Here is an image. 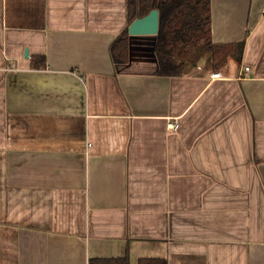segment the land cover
<instances>
[{
	"label": "crops",
	"instance_id": "crops-1",
	"mask_svg": "<svg viewBox=\"0 0 264 264\" xmlns=\"http://www.w3.org/2000/svg\"><path fill=\"white\" fill-rule=\"evenodd\" d=\"M130 23L128 0H0V264H264V0H211L226 49L179 75L157 33L113 59Z\"/></svg>",
	"mask_w": 264,
	"mask_h": 264
},
{
	"label": "trees",
	"instance_id": "trees-1",
	"mask_svg": "<svg viewBox=\"0 0 264 264\" xmlns=\"http://www.w3.org/2000/svg\"><path fill=\"white\" fill-rule=\"evenodd\" d=\"M159 8L160 26L157 33L156 54L161 74L179 75L185 68L184 62H178L175 55L183 49L196 45L203 39L200 47L213 53L226 49L224 45L213 43L211 32V0H128L129 20L147 14L152 8ZM129 28L127 27L113 42L111 54L115 61L128 59ZM244 41L236 44V56L240 59ZM41 65L45 57H39ZM148 261V260H147ZM125 264L124 260H121ZM156 262V261H155ZM144 264V261L140 262ZM158 264H167L158 260ZM90 264H111L109 260H90Z\"/></svg>",
	"mask_w": 264,
	"mask_h": 264
},
{
	"label": "water",
	"instance_id": "water-1",
	"mask_svg": "<svg viewBox=\"0 0 264 264\" xmlns=\"http://www.w3.org/2000/svg\"><path fill=\"white\" fill-rule=\"evenodd\" d=\"M160 26L159 8H152L147 14L136 17L129 25L130 34L158 33ZM26 54L27 51H26Z\"/></svg>",
	"mask_w": 264,
	"mask_h": 264
},
{
	"label": "built area",
	"instance_id": "built-area-1",
	"mask_svg": "<svg viewBox=\"0 0 264 264\" xmlns=\"http://www.w3.org/2000/svg\"><path fill=\"white\" fill-rule=\"evenodd\" d=\"M246 69H249V66H247ZM212 76L213 77H220L221 76V72L220 71L213 72ZM169 126L172 127V128H175V127L178 126V122L175 121V120H172V121L169 122Z\"/></svg>",
	"mask_w": 264,
	"mask_h": 264
},
{
	"label": "rangeland",
	"instance_id": "rangeland-1",
	"mask_svg": "<svg viewBox=\"0 0 264 264\" xmlns=\"http://www.w3.org/2000/svg\"><path fill=\"white\" fill-rule=\"evenodd\" d=\"M195 46L197 47V44Z\"/></svg>",
	"mask_w": 264,
	"mask_h": 264
}]
</instances>
